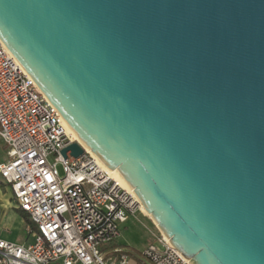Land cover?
<instances>
[{
  "label": "water",
  "instance_id": "95a60500",
  "mask_svg": "<svg viewBox=\"0 0 264 264\" xmlns=\"http://www.w3.org/2000/svg\"><path fill=\"white\" fill-rule=\"evenodd\" d=\"M0 39L190 264H264V0H0Z\"/></svg>",
  "mask_w": 264,
  "mask_h": 264
},
{
  "label": "built area",
  "instance_id": "2783aa9c",
  "mask_svg": "<svg viewBox=\"0 0 264 264\" xmlns=\"http://www.w3.org/2000/svg\"><path fill=\"white\" fill-rule=\"evenodd\" d=\"M0 138L9 148L0 178L35 227L28 245L0 238V264H113L100 248L117 240L121 226L144 213L143 205L75 139L1 39ZM74 142L83 153L65 157L63 149ZM143 256L151 264H190L162 232ZM127 261L123 255L119 264Z\"/></svg>",
  "mask_w": 264,
  "mask_h": 264
},
{
  "label": "crops",
  "instance_id": "0c3cea01",
  "mask_svg": "<svg viewBox=\"0 0 264 264\" xmlns=\"http://www.w3.org/2000/svg\"><path fill=\"white\" fill-rule=\"evenodd\" d=\"M8 152H9L8 146L0 138V164L8 160L9 158ZM18 209L19 208L17 207L14 194L10 185L5 183L0 178V238L17 244L28 245L32 243L34 240L35 227L29 229V225L26 223L23 214ZM139 215H140V220H147L148 222L152 220L145 213H139ZM152 222L153 224H155L153 220ZM21 233H25L26 238H20ZM159 233L160 231L157 228V226L156 227L153 226V231H152L153 239L147 241V243L143 246V251L150 243L154 242L155 235ZM115 241H116V247L114 249H107L105 254L107 255V257H109L112 263L114 262L115 264H119L121 257L123 255H126L128 258V254L131 252L128 246H124L120 244L118 239ZM116 249H120L121 251L115 252ZM127 264H129V258Z\"/></svg>",
  "mask_w": 264,
  "mask_h": 264
},
{
  "label": "rangeland",
  "instance_id": "374dc122",
  "mask_svg": "<svg viewBox=\"0 0 264 264\" xmlns=\"http://www.w3.org/2000/svg\"><path fill=\"white\" fill-rule=\"evenodd\" d=\"M60 169L62 170L61 166ZM148 217L151 218L150 216ZM152 225L156 227L152 220L149 222L147 220H140V215L138 214L121 226V233L118 240L120 244L128 246L131 252L128 254L129 264H147L143 256V246L148 240L153 239ZM20 238H26V234L21 233ZM103 253H106V251ZM107 260L110 261L109 257H107ZM110 263L112 262L110 261Z\"/></svg>",
  "mask_w": 264,
  "mask_h": 264
},
{
  "label": "bare ground",
  "instance_id": "6f19581e",
  "mask_svg": "<svg viewBox=\"0 0 264 264\" xmlns=\"http://www.w3.org/2000/svg\"><path fill=\"white\" fill-rule=\"evenodd\" d=\"M65 124H66V126L68 127V129H69V131H71L72 133H73V135H74V137H75V139H77V140H79L80 142H81V140H80V138L78 137V135L71 129V127L68 125V123L65 121ZM82 143V142H81ZM88 148V147H87ZM89 149V148H88ZM91 150V149H90ZM102 163V162H101ZM103 164V163H102ZM103 166L105 167V168H107L110 172H111V174L115 177V178H117L118 180H119V182L121 183V185L122 186H124L126 189H129L130 191H132V192H134L135 193V190L119 175V174H117L116 172H115V170L116 169H113V170H111V169H109L105 164H103ZM143 211H144V213H146L148 216H150L151 217V215H150V213H148L147 212V210L145 209V207L143 206Z\"/></svg>",
  "mask_w": 264,
  "mask_h": 264
},
{
  "label": "trees",
  "instance_id": "16d2710c",
  "mask_svg": "<svg viewBox=\"0 0 264 264\" xmlns=\"http://www.w3.org/2000/svg\"><path fill=\"white\" fill-rule=\"evenodd\" d=\"M22 214H23V216H24V218H25V220H26V223L28 224V225H31L33 228H34V225L32 224V221H31V219H30V217L28 216V214L26 213V212H24L22 209H18ZM116 247V241H113V242H111V243H109V244H106V245H104V246H102L101 248H100V251L101 252H104V251H106L107 249H114ZM120 252V251H119Z\"/></svg>",
  "mask_w": 264,
  "mask_h": 264
}]
</instances>
